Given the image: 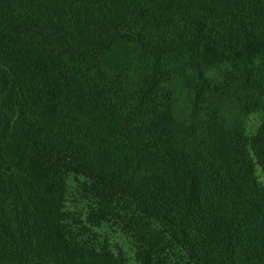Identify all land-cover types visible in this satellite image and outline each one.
Wrapping results in <instances>:
<instances>
[{"label":"trees","instance_id":"1","mask_svg":"<svg viewBox=\"0 0 264 264\" xmlns=\"http://www.w3.org/2000/svg\"><path fill=\"white\" fill-rule=\"evenodd\" d=\"M262 177L264 0H0V264H264Z\"/></svg>","mask_w":264,"mask_h":264},{"label":"rangeland","instance_id":"2","mask_svg":"<svg viewBox=\"0 0 264 264\" xmlns=\"http://www.w3.org/2000/svg\"><path fill=\"white\" fill-rule=\"evenodd\" d=\"M262 121V116L257 114L253 115L249 118L248 124H249V130L251 133H255L259 124ZM262 181H264V177L261 178ZM68 206H70L72 209H81L82 207H85L84 204H81V201L79 202L76 197H73L70 199ZM93 232L98 233L101 237H107L109 241L113 245L120 246L128 255V257L131 259V264L133 263V247L130 243V241L125 238V236L116 231L112 226H105L101 228H92Z\"/></svg>","mask_w":264,"mask_h":264}]
</instances>
